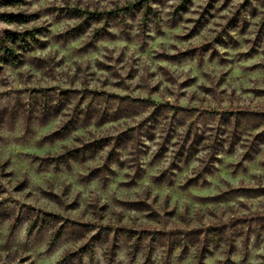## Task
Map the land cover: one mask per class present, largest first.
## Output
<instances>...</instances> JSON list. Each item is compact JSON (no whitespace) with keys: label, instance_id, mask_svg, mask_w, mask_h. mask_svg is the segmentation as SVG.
<instances>
[{"label":"rangeland","instance_id":"obj_1","mask_svg":"<svg viewBox=\"0 0 264 264\" xmlns=\"http://www.w3.org/2000/svg\"><path fill=\"white\" fill-rule=\"evenodd\" d=\"M26 32L0 264H264V0H0Z\"/></svg>","mask_w":264,"mask_h":264},{"label":"trees","instance_id":"obj_2","mask_svg":"<svg viewBox=\"0 0 264 264\" xmlns=\"http://www.w3.org/2000/svg\"><path fill=\"white\" fill-rule=\"evenodd\" d=\"M29 18L17 17L8 20V23L14 24H28ZM35 34L33 32H26L23 34H7L4 37H0V65L18 66L19 53L26 52L30 47L31 41L35 40ZM56 235L54 241H57Z\"/></svg>","mask_w":264,"mask_h":264}]
</instances>
